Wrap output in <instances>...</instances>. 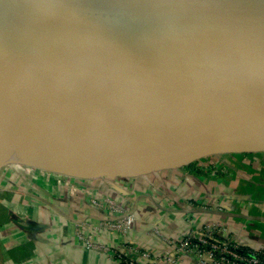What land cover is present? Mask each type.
Segmentation results:
<instances>
[{
  "label": "water",
  "instance_id": "1",
  "mask_svg": "<svg viewBox=\"0 0 264 264\" xmlns=\"http://www.w3.org/2000/svg\"><path fill=\"white\" fill-rule=\"evenodd\" d=\"M27 1L0 0V118L7 111L42 138L37 146L19 151L26 156L24 162L75 177L113 180L179 166L212 152L264 150V0H138L185 22L210 49L208 56H217L222 64L158 67L140 61L129 70L132 83L151 82L166 94L141 101L119 100L114 105L121 112L106 116L97 129L62 138L48 128L54 126L47 119L65 125L70 118L82 124L91 118L87 105L80 104L92 101L78 96V90L73 92V83L81 87L85 80L78 72L65 74L80 70L90 58L78 55L81 45L57 22L46 24L17 8ZM50 1L64 5L68 15L80 19L108 17L118 10L117 4L105 0ZM170 38L186 56V52L194 56L190 39L176 34ZM107 39L109 47L148 52L160 50L165 43L158 36L130 31L111 32ZM35 55L45 57L50 66L38 64L34 70L20 58ZM101 86L122 94L113 85ZM82 108L87 112L82 113ZM0 139L8 143L1 128ZM175 142L189 144L155 156L106 162ZM10 152L0 149V164L11 157ZM79 161L98 165L62 166Z\"/></svg>",
  "mask_w": 264,
  "mask_h": 264
},
{
  "label": "crops",
  "instance_id": "2",
  "mask_svg": "<svg viewBox=\"0 0 264 264\" xmlns=\"http://www.w3.org/2000/svg\"><path fill=\"white\" fill-rule=\"evenodd\" d=\"M96 121L83 125L92 127ZM188 144L175 142L169 148ZM168 150L159 147L106 162ZM221 154L222 160L205 155L136 177L104 180L42 174L28 167L35 163L11 151L0 164L9 167L0 171V264H118L116 248L124 245L138 248L134 257L147 252L151 263L169 264L161 258L174 254L175 264H198L190 254L177 257L172 245L187 232L212 228L264 251V150ZM95 165L79 161L62 166ZM107 199L131 210L134 220L128 231L105 225L112 217Z\"/></svg>",
  "mask_w": 264,
  "mask_h": 264
},
{
  "label": "bare ground",
  "instance_id": "3",
  "mask_svg": "<svg viewBox=\"0 0 264 264\" xmlns=\"http://www.w3.org/2000/svg\"><path fill=\"white\" fill-rule=\"evenodd\" d=\"M105 1L117 4L118 10L108 17L95 19H80L70 16L67 14V8L64 5L50 0H29L26 3L17 5V8H20L28 16L40 18L46 21V24L47 22H57L60 29L67 31V35L73 39L75 44L81 45L82 50L78 51V55L85 54L87 58H90L88 61L83 62V67L80 70H67L65 74L78 72V75L85 80L81 82V87L73 83V92L77 93L78 90L81 93L78 96L82 99L87 97L88 101H92L96 105L95 107L91 106L93 104H82V101L80 106L87 105L88 111L103 109L99 114L93 112L94 119H97L96 116L102 113H105L106 117L121 112L114 105L119 100L139 101L167 93V91L151 82L143 81L142 85L138 86L132 83L133 78L130 76L129 70L136 67L140 61L151 62L158 67L186 66L190 64L218 66L222 64L217 56L216 58L209 57L208 50L210 49L199 41L200 38L194 33L193 29L173 15L157 10L138 0ZM123 31L152 34L165 40V43L160 47V50L155 52L132 47H109L105 45L108 34ZM171 34H176L182 39H190L191 43L194 44L193 49L189 47L188 42L186 44L192 50L194 56H188V52H186V56L183 48L170 38ZM59 42L58 39V44ZM85 43L92 46H84ZM95 49L101 50L96 51V57L91 59L92 54H95ZM77 50L79 49L71 53L73 59H75ZM20 58L30 64L34 70H36L38 64L50 66L45 63V57L39 55L20 56ZM103 83L119 88L122 94L116 95L110 93L109 90H104L101 86ZM49 112L53 111L49 109ZM36 113L38 114V112ZM82 113H86L84 108H82ZM3 115L0 118V128L6 134L8 143L4 144L0 139V149L2 147L8 148L16 157L23 160L26 156H20L19 151L23 148L37 146L42 139L41 135L20 123L7 111ZM105 117L92 127L79 123L75 118H70V121L68 120L65 125L58 124L51 119L47 120L54 126V128H48L55 131L53 133L62 138L77 136L89 130L97 129ZM34 138L37 139V142L33 144L32 140ZM161 147L167 148L169 144Z\"/></svg>",
  "mask_w": 264,
  "mask_h": 264
},
{
  "label": "built area",
  "instance_id": "4",
  "mask_svg": "<svg viewBox=\"0 0 264 264\" xmlns=\"http://www.w3.org/2000/svg\"><path fill=\"white\" fill-rule=\"evenodd\" d=\"M92 203L99 204L95 198L92 199ZM106 204L112 217L105 220V225L120 233L128 231L134 220L131 210L110 199L106 200ZM223 230L219 235L213 228L187 232L177 242H171L174 252L177 257L190 254L198 264H264V251L228 239ZM133 251L139 250L128 245L116 248L118 264H155L149 262L147 252H140L139 256L134 257L131 255ZM161 259L169 264L176 263L174 254L163 256Z\"/></svg>",
  "mask_w": 264,
  "mask_h": 264
},
{
  "label": "rangeland",
  "instance_id": "5",
  "mask_svg": "<svg viewBox=\"0 0 264 264\" xmlns=\"http://www.w3.org/2000/svg\"><path fill=\"white\" fill-rule=\"evenodd\" d=\"M87 112V111H86ZM93 112H96L97 114L101 113L102 111H100V109H97L95 111H89V114H90V119L94 120V115H93ZM97 117V123L103 118L105 117V113H102L101 115H98L96 116ZM207 156V159H212L213 161H217V159H220L222 160L223 159V155L221 153H210ZM224 161V160H223ZM29 168L33 169V170H36L40 173H45V174H59V175H64V176H70V177H75V176H72V175H68V174H65L63 172H58V171H55V170H51V169H47V168H44V167H40V166H32V165H28ZM9 167L5 166V165H2L0 166V171H3V170H8Z\"/></svg>",
  "mask_w": 264,
  "mask_h": 264
},
{
  "label": "trees",
  "instance_id": "6",
  "mask_svg": "<svg viewBox=\"0 0 264 264\" xmlns=\"http://www.w3.org/2000/svg\"><path fill=\"white\" fill-rule=\"evenodd\" d=\"M169 150H171V148L167 147ZM165 148V149H167ZM191 163L187 164V165H190ZM244 249H247V247H243Z\"/></svg>",
  "mask_w": 264,
  "mask_h": 264
}]
</instances>
